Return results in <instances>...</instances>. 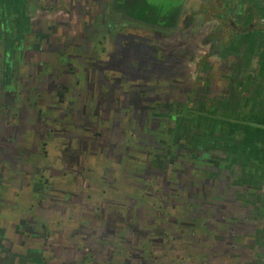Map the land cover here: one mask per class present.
Here are the masks:
<instances>
[{"label":"rangeland","instance_id":"374dc122","mask_svg":"<svg viewBox=\"0 0 264 264\" xmlns=\"http://www.w3.org/2000/svg\"><path fill=\"white\" fill-rule=\"evenodd\" d=\"M59 1L44 0L52 8L35 12L40 19L37 25L42 26L39 31L52 34L42 39L43 31L35 35L33 30L20 59L16 58L20 42L2 44L6 33L0 31V52L4 54L0 67L6 62L7 74L9 67L16 71L2 84V94L16 80L20 91L14 100L7 94L9 99L1 98L0 102V185L5 186L0 190V229L4 232L0 230V243L8 245L13 240L21 251L25 250L24 241L29 246L42 244L41 253L48 260L43 259L42 264H143L138 256L142 247L152 253L146 264H263L257 258L264 250V215L256 217L257 206L237 196L240 184H229L223 173L213 179L203 172L204 166L196 167L193 161L185 168L182 157L183 163L165 161L159 166L157 161L150 165L145 159L148 146L159 151L157 146L161 145V135L145 132V128L157 125L151 118L158 116L154 102L171 91V86L185 84L191 73L184 65L193 66L192 62L171 68L170 73L161 71L167 64L157 62L158 58L140 63L143 51L144 55H155L141 38L150 33L131 28H122L117 36L106 35V50L101 52L96 41L102 33L94 29L96 19L89 16L91 9L93 14L99 11L98 4L94 0ZM98 14L101 20L102 12ZM129 31L139 33L132 36ZM12 47L16 55H11ZM63 58L76 67L77 74L59 66ZM6 73L0 78L5 80ZM178 78L181 81H175ZM152 107L155 112L149 115ZM142 112L147 113L143 128L139 119ZM46 139L49 152L33 153L34 149H45ZM43 164L51 165L41 171L51 185L39 204L41 199L33 194L30 176ZM233 172L231 183L237 169ZM73 174L84 175L82 184ZM97 174L108 181L106 188L111 181L122 184L116 191L108 188L110 191L104 192L96 185ZM123 183L133 185L132 189ZM143 186L160 195L137 200ZM88 192L92 195L87 196ZM57 202L64 207L50 211ZM109 214L113 219H108ZM176 217L185 223L175 221ZM197 217L201 222L195 226ZM24 218H34L35 223L27 222L34 226L22 233L18 221ZM43 224L50 232L48 239ZM113 229L117 235L111 233ZM154 235L162 238L145 244ZM258 238L263 246L258 245ZM132 252L136 257L131 255L130 262H124Z\"/></svg>","mask_w":264,"mask_h":264},{"label":"flooded vegetation","instance_id":"af4514ba","mask_svg":"<svg viewBox=\"0 0 264 264\" xmlns=\"http://www.w3.org/2000/svg\"><path fill=\"white\" fill-rule=\"evenodd\" d=\"M53 1L55 0H49L50 3ZM244 1H246V3L247 1H250L255 5L254 1L251 0H94V2L98 4L99 11L94 12L93 14L91 9L89 11V16L90 18L94 17V19H96V22L94 23L95 26L93 25L94 29L97 28V30L102 33V37L96 41V44L101 45V52L106 50V45L104 44L105 39L107 38L106 35H111L113 33H115L116 36L120 35L121 33L119 31H121L122 28H131L132 30L140 29L143 32L148 31L151 34H147L145 37H140L143 40L146 39L148 42L151 41L150 43L146 41L145 44L152 46V51L155 54L147 56L143 54V51L140 53L142 57L140 58V63H144L145 60L147 62H155V59L158 58L157 62L163 61L167 64L165 65V69H161V71L167 73L171 72L168 71L171 68L174 70V68H178V66L183 67V64L188 63V61L192 62L193 64V66L184 65L185 68L190 67L188 73H191V76H189L187 80H184L185 84L183 86L178 88L171 86V91L168 90L164 92L163 97L161 96L163 100L161 98H157V100H155L156 102H154L153 107L159 108L158 116L153 115L151 118L152 122L157 121V125L154 128L153 125L152 127L149 126L145 128V132L155 131L158 136L161 135L158 137V142L161 145L157 146L160 149L159 151L154 148L155 146H151L152 148L149 146L147 147V150L145 151L147 157L145 159L150 162V165H152L154 161H157L158 166L162 163H165V161L175 165L176 160L180 161L181 163H183L184 160L183 165L185 168H187V165L191 161L196 162V167H200L199 165L204 166L201 167L203 168V172L208 176H212L213 179H215L218 174L223 173L225 174L229 184H240L241 191L238 192L237 196L239 198L246 196L248 202L253 203L254 206L256 205L255 188L251 189L247 186L256 187L255 182L258 181L259 174L255 171V167L252 164V158L247 156V153L245 154V150H248L250 144L245 146V141L242 138L243 131L241 129V125L243 123L237 121V116H231L233 122L230 123L229 121L222 122L221 117L216 115L217 112L224 110L218 105L220 102L222 104L224 97L215 98L212 95L211 80L208 72L213 60L208 58V51L205 46V44L209 42L212 44V46H215L221 41L220 39H222V37H224V35L229 32V27L226 29V24L224 23L225 19H231L234 15L238 17L241 15L243 16L242 12H244V10L242 6L244 5ZM12 4L16 5V7L19 6L16 9L18 11V15L16 14L11 16V10L8 8L4 9L1 15L3 19L0 20V31L3 29V32L6 33V41H4V43L2 42V44L6 45V42L12 43L16 40H18L17 42H20L18 46H20L21 49H19L16 57L20 59L18 56H20V53L23 52V47L25 46L27 37L33 33V30H35V35H38L39 32L43 31L44 34L40 33L42 39L44 36L51 37L52 33L47 35L44 30L39 31L42 26L37 25L40 19L35 15V12L42 9H50L52 6L45 5L44 0H12ZM27 9H29L30 15L27 13ZM119 9H123L125 14H123V11H120ZM213 10L217 11L214 12ZM25 11L26 13L23 15ZM99 12H102L103 16L101 20L99 19ZM246 12L248 13V9L245 10V13ZM209 13L216 16L218 24H208L206 21V16ZM244 16H248V14H244ZM52 26V29L54 30L55 25ZM129 32L133 34L132 36L138 35L139 33L135 31ZM134 40L135 39H131V41ZM34 41H36V39H34ZM155 43H157V46L154 45ZM48 44L51 45V42ZM34 45L36 46V42ZM55 45L56 47L58 46L57 43ZM14 49L16 50L15 47H12L11 55H16L13 53ZM56 49L59 50L58 48ZM183 51H185V53H183ZM198 51H200V53H198ZM163 52H167V54ZM3 56L4 54L0 52V59ZM5 59L8 60L9 58L5 57ZM63 59L66 62H64ZM63 59L60 60L59 66H61L62 69L67 68L70 72L77 74L76 67H73L67 58ZM4 63L6 62H2V68L0 67V76L3 73L5 74L7 71L6 65H3ZM130 67L132 69L136 68L134 66ZM8 69L11 71L8 74L6 73L5 80L0 78V102L1 98L2 100L5 98L4 101L9 99L5 97L7 94H10V99L14 100L20 92L16 80L14 85L7 86L5 95L4 93L2 94V92H4L2 84L4 82L8 83L9 75L13 74L14 72L16 73L14 67H9ZM177 80L181 81L179 78L175 81ZM144 94L148 95L149 92L146 91ZM167 100H169V102H167ZM163 105H165L166 108H163H165L167 112L162 109ZM153 107L149 109V115L150 112H155ZM140 115V125L143 128L146 125L145 117L147 116V113L143 114L142 112ZM154 118H156V120H153ZM132 121L133 118L130 117V125L133 124ZM136 124H138L137 119ZM129 132L130 134H134L131 129ZM48 143L49 140H43L42 147L45 148ZM37 144L38 143H36L35 146ZM142 145L143 143L141 142L140 146L142 147ZM38 152L47 153L49 150L48 148H37L33 150V153ZM130 152L131 155H133L134 151L131 150ZM151 156L153 160L150 159ZM137 157H139V155H137ZM181 157L183 160H181ZM198 159L201 161L199 162ZM50 166V164H43L42 166L38 167V170L35 173L32 172L30 176V180H32L30 181V184L33 194H35L37 198L41 199L38 201L39 204L42 203L41 197L44 196L46 187L51 185L50 181H48V178L43 179V174L41 171ZM175 168L182 167L176 166ZM213 168L215 170H213ZM235 168L237 169V173L235 174L236 177H234V183H231V174H234L233 170ZM122 170H124V168H122ZM65 173H67V171ZM2 175L3 171L0 170V184L3 181ZM73 176L74 180L79 177V184H82L81 180H85L84 175L82 178L75 174H73ZM94 178L97 181V187L104 192L108 191V188H110L112 191H116L118 189L117 185L120 183V181H111L109 184L110 186L106 188L105 184H107L108 181L104 179L101 174L95 175ZM6 184L8 185L9 183L7 182ZM103 185H105V188L102 189L101 187H103ZM0 186L3 187L0 190L4 191L5 186ZM38 186L40 187L39 189ZM124 186H128L130 189L133 187V185L131 186L128 184H124ZM141 189L140 197H137V200H139V198L144 199L145 197H158L160 195H158V193L155 195L152 194V192L147 190V188L144 186L141 187ZM93 191L95 193L99 192L98 190ZM90 195L92 194L88 192L87 196ZM57 203L58 204L54 205V209L50 211L64 207L63 203ZM96 207H98V205H96ZM36 208L37 207L34 208L35 214L37 213ZM121 217H123V214L119 215V218ZM108 219H113L112 215L109 214ZM178 219L179 217H176L175 221ZM20 220L18 221L20 232L25 233V228L32 230L34 224H27V222H34V218H24L23 220ZM179 220L181 224L185 223L184 220ZM199 222H201V217L200 219L197 217L196 223L194 222L195 226H197V224L199 225ZM121 227H124V225H121ZM125 227L130 229L128 225ZM42 228L44 231L47 230L46 224H43ZM0 230H2V234L4 235L3 229ZM44 231L42 233H44ZM111 233L113 235H117V232L115 231L114 233ZM48 235H50V232L45 231L46 239H48ZM120 236L125 237L119 235V237ZM159 237L160 239L162 238L161 236ZM159 237H156L155 235L151 236L150 238L148 237L147 240H145V244L147 242L153 243L152 241L157 240ZM121 240H123V238H121ZM10 242L11 243L8 245L0 243V253L2 252V255H0V264H42L44 262V256L41 253L43 250L42 244H40L39 247L29 246V242L24 241L22 244L25 250L21 251L18 247L13 245V240ZM48 242L49 241L45 242V245L47 244L46 247L49 246ZM257 243L258 245L263 246L259 238ZM123 249L126 250L125 247H123ZM142 251L138 256L141 257L142 263L146 264L152 259V253L149 252V250H147L145 247H142ZM132 253L128 256H125L124 262H130L131 259H129V256L131 255L132 257H136V254H134V252ZM146 256L149 258H146ZM84 258H82V260ZM262 258H264V250L262 255L257 258L258 263L262 262L264 264V260ZM91 259H93V261L95 260V258Z\"/></svg>","mask_w":264,"mask_h":264},{"label":"crops","instance_id":"0c3cea01","mask_svg":"<svg viewBox=\"0 0 264 264\" xmlns=\"http://www.w3.org/2000/svg\"><path fill=\"white\" fill-rule=\"evenodd\" d=\"M251 1H254L255 8L252 2L244 1L243 16L225 19L229 32L215 46L210 42L205 46L208 58L213 60L208 72L212 95L224 97L222 104L218 103L224 110L216 115L222 122L230 123L233 122L231 116H237V121L243 123L245 146L250 144L245 154L252 158L259 176L256 187H247L255 188L256 217H261L264 215V0ZM18 7L12 4V0H0V20L4 9H10L13 16L17 14ZM246 9L250 12L245 13ZM27 13L30 15L29 9ZM206 21L211 25L218 24L216 16L211 13L207 14ZM240 198L248 201L246 196ZM259 230L263 232L261 228Z\"/></svg>","mask_w":264,"mask_h":264},{"label":"water","instance_id":"95a60500","mask_svg":"<svg viewBox=\"0 0 264 264\" xmlns=\"http://www.w3.org/2000/svg\"><path fill=\"white\" fill-rule=\"evenodd\" d=\"M253 5V4H252ZM254 8H255V6H253ZM120 11H123V14H125V11L123 10V9H119ZM249 12H250V10H249ZM248 12V13H249Z\"/></svg>","mask_w":264,"mask_h":264}]
</instances>
